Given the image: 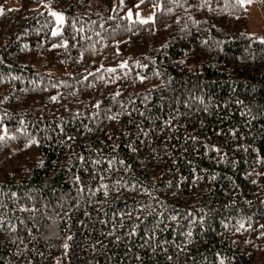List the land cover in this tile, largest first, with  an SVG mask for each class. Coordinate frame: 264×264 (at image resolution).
I'll return each instance as SVG.
<instances>
[{
    "label": "trees",
    "instance_id": "16d2710c",
    "mask_svg": "<svg viewBox=\"0 0 264 264\" xmlns=\"http://www.w3.org/2000/svg\"><path fill=\"white\" fill-rule=\"evenodd\" d=\"M18 2L0 14V264H264L248 4Z\"/></svg>",
    "mask_w": 264,
    "mask_h": 264
},
{
    "label": "rangeland",
    "instance_id": "374dc122",
    "mask_svg": "<svg viewBox=\"0 0 264 264\" xmlns=\"http://www.w3.org/2000/svg\"><path fill=\"white\" fill-rule=\"evenodd\" d=\"M18 5V0H6L0 7V14L3 13L6 9L17 7ZM248 6L249 19L252 30L254 32H261L264 37V0H252V2L248 4ZM129 10H131L132 12V17L130 20L150 21L155 16L157 6ZM129 10L126 12L127 17ZM51 12L60 13L64 16V13L62 11H58L56 9H51ZM62 25H58L56 21L53 31L56 30L60 32L62 30Z\"/></svg>",
    "mask_w": 264,
    "mask_h": 264
},
{
    "label": "snow or ice",
    "instance_id": "6c2138e0",
    "mask_svg": "<svg viewBox=\"0 0 264 264\" xmlns=\"http://www.w3.org/2000/svg\"><path fill=\"white\" fill-rule=\"evenodd\" d=\"M120 2H121V4H123V0H120ZM251 2H252V0H236V3L239 4L241 7H244L246 4H250ZM140 3H144V0H140ZM137 7H139V5H137ZM50 14L53 17H55L58 25H62L64 23V19L65 18H64V16L62 14L56 13V12H51ZM128 17H129V19H131V17H132L131 10H129V12H128ZM146 22L147 21H144V20L141 21V23H146ZM59 34L60 33L58 31H56V30H54L52 32L53 36H57ZM261 42H264V40H262ZM121 67H127V64H123V65H121ZM109 71H115V69H109ZM52 99L55 100L56 98L53 97ZM97 107H99V105H97ZM6 133H7V130L5 129V135H6ZM4 139H5V136H0V141H2ZM241 227H243V225H241ZM262 227H264V226H262Z\"/></svg>",
    "mask_w": 264,
    "mask_h": 264
}]
</instances>
